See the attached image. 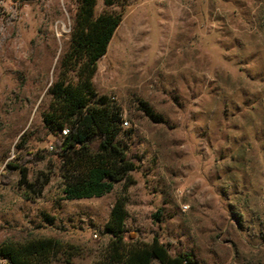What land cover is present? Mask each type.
<instances>
[{
    "label": "rangeland",
    "instance_id": "rangeland-1",
    "mask_svg": "<svg viewBox=\"0 0 264 264\" xmlns=\"http://www.w3.org/2000/svg\"><path fill=\"white\" fill-rule=\"evenodd\" d=\"M79 1L0 8V247L55 238L82 250L71 264H96L124 184L65 200L61 135L43 122ZM104 2L96 16L122 22L93 82L121 109L119 140L138 167L127 240L157 236L196 264H264V0Z\"/></svg>",
    "mask_w": 264,
    "mask_h": 264
},
{
    "label": "trees",
    "instance_id": "trees-1",
    "mask_svg": "<svg viewBox=\"0 0 264 264\" xmlns=\"http://www.w3.org/2000/svg\"><path fill=\"white\" fill-rule=\"evenodd\" d=\"M15 1V0H14ZM107 8L117 0H105ZM97 0H80L68 51L60 63L57 80L49 88L51 101L43 122L51 135H61L56 155L61 161L64 199L101 198L123 183L102 235L109 241L96 264H196L187 252L172 255L168 245L155 236L151 242L126 238L128 191L135 184L138 167L119 140L123 116L107 96L98 97L94 78L98 62L107 54L122 15L105 11L96 16ZM148 116L150 109L145 108ZM67 130V135L63 132ZM12 169L17 167L8 166ZM22 183L31 187L21 169ZM161 212L155 218L160 219ZM82 255L75 245L55 238H36L23 243L7 241L0 247L5 264H71ZM251 264V262H248Z\"/></svg>",
    "mask_w": 264,
    "mask_h": 264
},
{
    "label": "built area",
    "instance_id": "built-area-1",
    "mask_svg": "<svg viewBox=\"0 0 264 264\" xmlns=\"http://www.w3.org/2000/svg\"><path fill=\"white\" fill-rule=\"evenodd\" d=\"M5 2H14V0H0V8L2 7V5L5 3ZM124 126H128V122H124ZM67 135V130H65L63 132V136H66Z\"/></svg>",
    "mask_w": 264,
    "mask_h": 264
}]
</instances>
